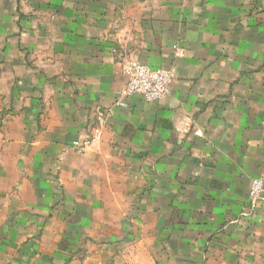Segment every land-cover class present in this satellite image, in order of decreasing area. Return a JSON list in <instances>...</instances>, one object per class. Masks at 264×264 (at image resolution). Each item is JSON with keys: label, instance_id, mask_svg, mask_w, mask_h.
<instances>
[{"label": "crops", "instance_id": "0c3cea01", "mask_svg": "<svg viewBox=\"0 0 264 264\" xmlns=\"http://www.w3.org/2000/svg\"><path fill=\"white\" fill-rule=\"evenodd\" d=\"M130 60L170 93L122 94ZM257 176L264 0H0V264H264Z\"/></svg>", "mask_w": 264, "mask_h": 264}, {"label": "built area", "instance_id": "2783aa9c", "mask_svg": "<svg viewBox=\"0 0 264 264\" xmlns=\"http://www.w3.org/2000/svg\"><path fill=\"white\" fill-rule=\"evenodd\" d=\"M123 72L127 77L122 89L124 95H140L145 100L160 99L170 93L172 71L164 67H150L147 64L130 60L126 62ZM200 135L199 130L194 131ZM72 146L77 150L88 149L90 141H72ZM264 196V181L260 176L252 178L248 190L251 205L256 204Z\"/></svg>", "mask_w": 264, "mask_h": 264}, {"label": "rangeland", "instance_id": "374dc122", "mask_svg": "<svg viewBox=\"0 0 264 264\" xmlns=\"http://www.w3.org/2000/svg\"><path fill=\"white\" fill-rule=\"evenodd\" d=\"M6 222V213L0 209V234L3 225ZM105 264H177L172 261H167L161 256H152L147 250H144L137 243H130L119 249L113 256V260Z\"/></svg>", "mask_w": 264, "mask_h": 264}]
</instances>
